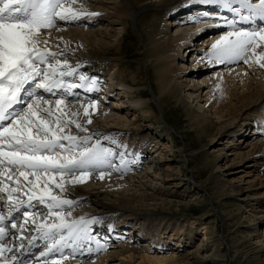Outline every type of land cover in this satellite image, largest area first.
I'll use <instances>...</instances> for the list:
<instances>
[{
  "label": "bare ground",
  "instance_id": "6f19581e",
  "mask_svg": "<svg viewBox=\"0 0 264 264\" xmlns=\"http://www.w3.org/2000/svg\"><path fill=\"white\" fill-rule=\"evenodd\" d=\"M142 1L147 2L142 7L151 8L152 13L149 19L150 24L147 29L142 30L145 36L136 26L137 21L139 22L136 11L133 9V12H130L124 0H77V3L73 5L74 8L82 9L85 13H96V15H82L77 20L67 22L58 21L55 28L42 30L43 34L38 37L41 48L46 47L51 52L62 54L56 57L61 61L58 72L70 69L75 71L70 76L58 75L57 79L63 81V86L54 87L52 93L36 87L40 78L32 81L33 85H26L22 91V103L14 106L13 111H23L31 102L33 95L44 97L50 103L44 104L40 101L43 108H50L56 115H61L63 120L76 121L87 129L86 132H81L75 124H70L65 128L64 135L90 136L92 139L88 141L87 145H90L88 147L99 142V147L110 153L108 160L119 170L106 165L89 168L84 175L76 172L74 175L64 177L67 181H82L65 184V187L69 189L67 192L62 193L60 189L53 187L54 194L73 202L71 207L63 206V214L69 222L80 218L93 221L87 225L88 237L72 247H65L61 251L42 257L40 253L46 250V242L39 238L31 244L28 242L32 237L39 236L32 221L35 219L36 224L52 223L55 218L49 217L45 220L47 208L35 201L31 205L26 204L20 213H13L17 224L23 223L25 210L37 215L28 218L29 231L25 232H16L11 228V221H5L10 235L0 243L7 242L8 246L13 248L12 252L4 253L9 260L15 255L22 264H53V261H59V264H209L210 258H214L217 262L223 256L219 249L216 250L215 243L210 251L207 245H199L192 252L180 257L177 248L182 245L175 239L193 231L195 227L193 220L187 223L177 220L172 222L154 215V210L164 209L172 204V200L166 196L170 195L169 181L176 177L173 176L175 172L171 166L165 163L168 157L163 153V149L167 151L170 148L166 144L161 147L162 143L157 136L152 139L149 138L148 133L142 134L144 127L141 124V118L135 115L130 118L126 113V107H128L126 105L138 109L142 117L154 113L149 100L141 97L134 98L132 95L134 93L139 95V91L135 90L134 85H127L125 79L121 77V72L119 75L118 69H113L115 65H118L117 56L121 54V41L126 33L129 19L135 22L134 29L138 32L145 49L142 50V46L138 45L141 57L135 61L137 71L135 73H140L142 66L146 65L145 68H149V64L153 70L155 69L154 72L158 74V78L155 79L157 85L154 82L150 84L149 81V90L153 92L152 97L156 102L162 103L166 98L181 101L188 109L189 98H191V101L195 100L201 105L199 108H209L212 111L214 119L217 120L216 123L222 124L220 127L217 125L220 129L231 126L236 113L241 109L252 111L247 113L245 119L252 122L254 129L251 130L252 132L246 130V134H240L237 139L238 144L228 149L233 151L229 153L231 156L229 163L226 161L223 167L220 165H218L219 168L216 167L217 163L223 159L222 155L224 154L223 157L226 159L228 152H215L212 160L215 168L222 169V172L229 171L231 165L241 164L243 170L240 179L250 175L252 171H257L249 184L253 185L252 181H256L257 185H264V68L255 63L249 66L242 60L219 62L212 49V45L228 32L258 28L264 26V20L255 17L245 21L241 19V16L249 15L246 9H242L239 15H234L218 5L205 4L201 0ZM252 2L258 3L259 0H252ZM172 6L174 8L169 9ZM233 7H239V4H233ZM163 10H167L169 14L166 22L162 20L160 14ZM205 13H208V16H205ZM258 20L261 23L259 25ZM226 21L235 23L230 25ZM237 23L243 24L237 26ZM216 29L217 32L202 37L205 33ZM171 30H174L173 33L168 34L167 31ZM145 40H147V48L144 44ZM44 41H47V44L43 43ZM194 45L198 46L197 51H199L197 54H191L194 59L187 65L185 61H181L180 65L177 64L180 51L185 49V52H193ZM112 47L117 51V54L111 55L114 57L115 64L95 56L109 52ZM64 60H67L68 67H63ZM214 65L218 66L209 72L210 75L201 76L199 80L198 76L189 77L191 73H199L202 69ZM193 67L198 69L195 70ZM108 72H112L117 80H114V76ZM135 73L130 74V81H133ZM103 74L108 75L109 82L105 81L106 78L103 79ZM81 76L86 79L82 81ZM237 81L240 84V91L233 86ZM69 84L79 86L68 88ZM117 84L121 86L119 91L114 90ZM153 86L156 87L155 91ZM120 92L126 98L121 97ZM98 93L102 99L101 102L93 100V96ZM127 95L132 96V99ZM57 99L63 100L59 109L55 104ZM107 103L110 106H107ZM199 108L191 115V121L192 125L194 123V126H197L196 128H203L211 119L201 114L198 111ZM85 109H87V115H85ZM234 131L235 129L232 128L230 133L234 134ZM214 138L215 135H212V140ZM64 143L68 144V141ZM121 158H123V164H121ZM140 163L146 164V168L141 166L139 170ZM102 172L103 178H101ZM7 175L8 172L5 171L4 186L15 187V177L10 182L7 180ZM222 176L219 174L217 177L223 179ZM60 179L58 176L57 182H60ZM19 181L21 184L27 183L23 177H19ZM230 181L231 179L228 183ZM203 184L202 181L200 185L203 186ZM238 187L241 188L240 185ZM219 190L223 192L225 184L221 185ZM0 195L4 197L0 200V214H6L8 209L4 203L7 201V195L6 193ZM19 195L21 199L27 201L24 188H21ZM246 197H249V193ZM251 200H255L257 206L264 209V190L252 194L247 202ZM102 208L107 210L104 211ZM69 212L71 216L67 215ZM118 212L121 213L118 214ZM135 214L140 218L136 217L133 222L132 219H128L129 216L131 218L137 216ZM261 217H264V214ZM200 228H203L201 241H209L210 228L207 225ZM117 237L118 239L114 240ZM141 238H145L143 243L139 241ZM37 242L40 246L33 248ZM20 244L24 247L16 251V247ZM189 255H191L190 259ZM245 259L247 261L243 264H255L251 262L252 256L248 255ZM220 264L224 263L220 262Z\"/></svg>",
  "mask_w": 264,
  "mask_h": 264
},
{
  "label": "snow or ice",
  "instance_id": "6c2138e0",
  "mask_svg": "<svg viewBox=\"0 0 264 264\" xmlns=\"http://www.w3.org/2000/svg\"><path fill=\"white\" fill-rule=\"evenodd\" d=\"M201 2L218 5L234 15L246 9L249 15L241 16L245 21L255 17L264 20V0L258 3L252 0ZM76 3L77 0H0V194L6 193L4 206L8 209L6 214H0V241L10 235L6 220L11 221V228L16 232L29 231L28 218L37 214L25 210L23 223L17 224L13 213H20L26 204L31 205L35 201L47 208L45 220L55 218L52 223L36 224L35 219L32 221L39 236L32 237L28 242L31 244L37 238L46 242V250L40 253L42 257L84 241L88 237L87 225L93 222L83 218L69 222L63 214V206L71 207L73 202L54 194L53 187L62 193L67 192L69 189L65 184L82 181H67L64 177L76 172L84 175L89 168L106 165L119 170L108 160L110 153L101 149L99 142L87 146L92 139L90 136L64 135L65 128L70 124H75L81 132L87 129L76 121L63 120L50 108H43L40 101L50 103L44 97L33 95L23 111H13L14 106L21 102L25 86L32 81L40 78L36 87L52 93L54 87L63 86V81L57 79L58 75L70 76L75 71L58 72L61 61L56 57L62 54L41 48L38 37L43 34L42 30L55 28L58 21L67 22L77 20L82 15H96L74 8ZM233 4H239V7H233ZM204 15L208 16V13ZM226 23L233 25L235 22ZM43 43L47 44V41ZM212 49L219 62L242 60L249 66L255 63L264 68V26L228 32L212 45ZM63 67H68L67 60L63 61ZM80 79L83 81L86 77L81 76ZM78 86L69 84L68 88ZM62 103V99L55 101L57 109ZM64 141H68V144ZM5 171L8 172V181L12 182L15 177V187L4 186ZM58 176L60 182H57ZM19 177H23L27 183L21 184ZM21 188L26 191L27 201L20 198ZM3 199V195H0V200ZM67 215L71 216V212ZM23 247L20 244L15 250L20 251ZM12 251L7 242L0 243V264H22L15 255L10 260L4 256L5 252ZM53 264H59V261H53Z\"/></svg>",
  "mask_w": 264,
  "mask_h": 264
},
{
  "label": "rangeland",
  "instance_id": "374dc122",
  "mask_svg": "<svg viewBox=\"0 0 264 264\" xmlns=\"http://www.w3.org/2000/svg\"><path fill=\"white\" fill-rule=\"evenodd\" d=\"M124 3L130 12H133V9L136 11L137 19L139 20L136 25L138 29L140 31L147 29V26L150 24L149 19L152 17L151 8L142 7V5L147 2H143L142 0H124ZM171 8L174 7L172 6L169 9ZM163 11H161L160 14L162 20L166 22L169 14H167V10ZM127 22L126 33L121 41V54L117 56L118 60L116 59L118 65H115L113 69H118L119 75L121 72V77L125 79L127 85H134V88H136L135 90L139 91V95L136 93L132 95L134 98L141 97L149 100L148 102L153 108L154 113L142 117L138 109L130 105H126L128 106L126 107V113L130 118L133 117V115L141 118L140 121L144 127L142 129V134L148 133L149 138L152 139L157 136V139L162 143V146H159L163 147L166 144L170 148L167 151L163 149V153L168 157L165 163L171 166V169L175 172L173 176L176 177V179L169 181V183H171L168 189L170 195L166 196L172 200V204L170 207L154 210V215H157L158 218L165 219V221L170 220L172 222L177 220L187 223L193 220L195 226L193 227V231L189 234L184 233L180 235L179 239H175V241L179 240V244L182 245L177 248L180 257L192 252L199 245H207V249L210 251L216 243V250L219 249L223 256L217 262L214 258H210L209 264H220V262L224 264H243L247 261L245 258L248 255L253 257L251 260L252 263L264 264V217H261V215L264 214V209H262L261 206H257L255 200L247 202L249 198L251 199L252 194L264 190V185H257L255 180V182L252 181V183H254L253 185L249 184L251 182L250 180L254 179L257 171H252L250 175L243 176L242 179L244 180L240 179L243 170L241 164L231 165L229 171L223 170L222 172V169H218V165L223 167L226 161L229 163L228 161L231 157L229 153L233 151L228 149H232L238 144L237 139H239L240 134H246L249 131L252 132L251 130L254 129V125H251L252 122L249 119H245L247 113L252 111L245 108L241 109L236 113L231 126L220 129L219 127L222 124L219 125L216 123L217 120L214 119L211 113L212 111H210L209 108H199L201 105L195 100L191 101V98H189L190 106L188 109L185 108V105L183 106L181 101L177 102L166 98L162 103H159V101L156 102L152 97L153 92L149 90V81L150 84L154 82L157 85L155 79L158 78V74L154 72L155 69L153 70L150 64L148 65L149 68H145L146 65L144 64L145 66H142L141 72L135 73L137 72L134 65L135 61H138L141 57L138 45L140 44L142 46V50L145 49H143L138 32L134 29L135 22L130 19ZM242 24L243 23H237L236 25L241 26ZM246 26L249 27L251 25ZM224 29L226 30V28ZM220 30L221 29H219V31ZM173 31L174 30L167 31V33H173ZM215 32H217V29L205 33L202 37ZM122 33H124V31ZM142 33L144 34L143 31ZM144 44L147 48V40H145ZM197 47L198 46L195 45L192 46L193 52L190 51L189 53L188 51L185 52V49L181 50L180 57L177 58V64L180 65L181 61H185L186 65L189 64V62L194 59H192L191 54H197L199 52L197 51ZM113 53L117 54V51L113 50L112 47L109 52L97 54L95 56L115 64L116 62L113 60L114 57L111 56ZM217 66L218 65H214L213 67L202 69L199 73H191L189 77L198 76L199 80L201 76L210 75L209 72L211 70L213 71L214 68L216 69ZM193 69L196 70L198 67H193ZM131 73H135L133 75V81L129 80ZM108 74L114 76L112 72H108ZM107 76V74H103L102 77L103 79L106 78V80H104L109 82ZM114 80H117L115 76ZM235 83L236 84L233 86L239 90V81ZM144 85H146V87H144ZM115 87L114 90L118 89L117 91H119V89H121V86L118 84L115 85ZM153 88L155 91L156 87L153 86ZM203 88L205 89L206 87ZM120 93L118 95H120ZM201 93L203 94V90ZM122 94L123 93H121V97L123 96ZM132 96H128V98L130 97V99H132ZM111 97L114 98L115 96ZM123 98H126V96H123ZM93 100L102 101L99 97V93L93 96ZM127 104L129 103L127 102ZM106 105L110 106L109 103ZM123 107L125 106L123 105ZM198 108L201 114L208 116L209 120L211 119L203 128H196L197 126H194V123L192 125L191 115ZM134 112L135 114H133ZM232 128L235 129L234 134L230 133ZM212 135H215L213 140ZM211 150L214 151L210 152ZM220 151L228 152V155L225 159L223 154V159L216 165L218 168H215V163H213L212 159L215 154ZM145 165L146 164L140 163L139 170H141V166L142 168H146ZM219 174L223 175V179L217 177ZM229 179H231L230 183H228ZM202 181L204 183L203 186L200 185ZM221 182H223V184ZM218 183L221 184L219 185ZM224 184L225 190L220 192L219 187ZM239 185L241 188L238 187ZM247 193H249V197H246ZM102 209L104 211L107 210V208ZM120 213L121 212H118V214ZM132 216H134V214ZM129 217L128 219H132V222L136 220V217L140 218L139 215L133 218H131V216ZM206 225L211 231L209 236L210 240L203 242L201 241L203 237V228L200 227ZM116 239H118V237L114 240ZM139 241L143 243L145 238H141ZM229 245L231 247H229ZM97 252L99 253V251ZM98 253L95 254L98 255ZM188 258L190 259L191 255H189Z\"/></svg>",
  "mask_w": 264,
  "mask_h": 264
}]
</instances>
